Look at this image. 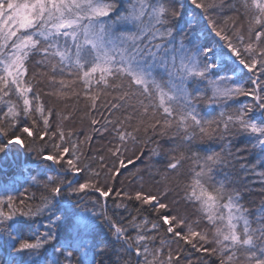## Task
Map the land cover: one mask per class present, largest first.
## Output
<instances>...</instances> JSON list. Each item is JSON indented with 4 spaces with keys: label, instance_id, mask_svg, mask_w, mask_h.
Segmentation results:
<instances>
[{
    "label": "snow or ice",
    "instance_id": "6c2138e0",
    "mask_svg": "<svg viewBox=\"0 0 264 264\" xmlns=\"http://www.w3.org/2000/svg\"><path fill=\"white\" fill-rule=\"evenodd\" d=\"M257 183L264 0H0V264H264Z\"/></svg>",
    "mask_w": 264,
    "mask_h": 264
},
{
    "label": "trees",
    "instance_id": "16d2710c",
    "mask_svg": "<svg viewBox=\"0 0 264 264\" xmlns=\"http://www.w3.org/2000/svg\"><path fill=\"white\" fill-rule=\"evenodd\" d=\"M249 159H253V157L249 156ZM253 187V191L251 192V194L247 197V202L249 204H251L253 207L258 205L262 196H264V194H262L258 189L260 187V185L257 183L255 185L252 186Z\"/></svg>",
    "mask_w": 264,
    "mask_h": 264
}]
</instances>
